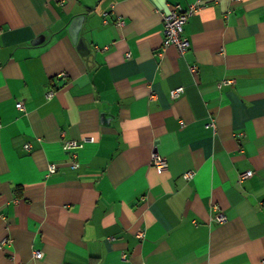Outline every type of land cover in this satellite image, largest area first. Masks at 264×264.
<instances>
[{
	"label": "crops",
	"instance_id": "obj_1",
	"mask_svg": "<svg viewBox=\"0 0 264 264\" xmlns=\"http://www.w3.org/2000/svg\"><path fill=\"white\" fill-rule=\"evenodd\" d=\"M0 264H264V0H0Z\"/></svg>",
	"mask_w": 264,
	"mask_h": 264
},
{
	"label": "built area",
	"instance_id": "obj_2",
	"mask_svg": "<svg viewBox=\"0 0 264 264\" xmlns=\"http://www.w3.org/2000/svg\"><path fill=\"white\" fill-rule=\"evenodd\" d=\"M194 10V7L190 9L189 12L185 11H176L171 10L167 14L164 15V31L166 36V42L167 43H173L175 44L180 52H185L189 47V40L184 34V24L188 21L189 14ZM184 91L183 86L176 87L171 91V97L172 98H178L181 96V94ZM49 97H52V92H49ZM17 106L19 108L23 107L22 102H18ZM82 143H80L77 140H69L64 144V148L68 151H70L74 157L76 158V149H78ZM153 165L157 167L158 170L162 171L167 168L168 161L164 157L160 155H154L152 159ZM74 166H79V163L77 161H73ZM58 165L56 162L50 163L49 165V172H55L58 169ZM252 171H245L241 174L242 178L248 177L252 174ZM218 220L225 221L226 215H218ZM142 234V233H140ZM34 256L36 258H41L43 256V252L40 250H36L34 252Z\"/></svg>",
	"mask_w": 264,
	"mask_h": 264
},
{
	"label": "water",
	"instance_id": "obj_3",
	"mask_svg": "<svg viewBox=\"0 0 264 264\" xmlns=\"http://www.w3.org/2000/svg\"><path fill=\"white\" fill-rule=\"evenodd\" d=\"M80 26H81V17H77L73 23H72V28L70 29L71 36L75 42L78 40V35L80 31Z\"/></svg>",
	"mask_w": 264,
	"mask_h": 264
}]
</instances>
